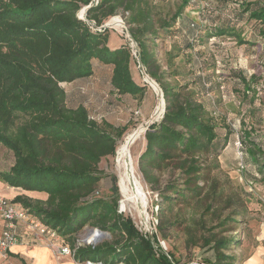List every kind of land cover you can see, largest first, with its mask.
Here are the masks:
<instances>
[{
    "label": "rangeland",
    "instance_id": "374dc122",
    "mask_svg": "<svg viewBox=\"0 0 264 264\" xmlns=\"http://www.w3.org/2000/svg\"><path fill=\"white\" fill-rule=\"evenodd\" d=\"M117 1L121 2L116 6L115 0H107L104 25L129 44L133 53L132 71L138 75L144 90L149 92L148 96L134 98L118 93L109 81L110 65L97 59L92 60V73L89 75L64 80H57L48 74L42 60L47 53L44 50L30 57L16 56L13 59L27 66L51 87L52 100L61 110L82 114L111 133L115 151L114 154L104 153L99 158L101 179L98 195L109 197L117 193L118 210L132 219L139 232L153 234L175 264H230L228 262L233 261L244 264L251 253L264 247V202L259 198L258 190L264 181L255 175L254 167L246 160L248 157L245 158V153L237 148L235 134H229L226 145L219 148L218 160L222 173H217L213 168L211 170L210 160L200 153L186 161L180 159V167H177L174 156L177 150L174 149H168L170 157L160 163L148 158L140 166L139 157L145 149L144 134L147 128L160 123L165 114L163 85L168 89L171 85L182 94L188 90L195 91V98L207 108L217 125V132L223 134L228 126L232 129V123L239 129L244 117L246 122L255 123L260 131L254 132L253 137L261 139L258 134H264V37H260V44L255 46L235 45L221 35L202 37L203 42L199 40L188 50L187 47L181 48L179 37L171 34L178 25V19L173 21V16L183 0ZM207 1L212 5L220 4V0ZM98 2L93 0L95 5ZM140 10L148 11L145 20L130 22L132 15ZM183 13L200 21L197 10L187 7ZM132 27L135 31L131 30ZM134 32L139 33L138 38ZM157 35L164 38L158 39ZM161 40L175 43V47L171 46L163 53L158 45ZM179 52L183 53L185 59L181 63L171 58V54L176 57ZM141 53L145 58L149 57L147 65L142 62ZM236 74H243L247 79L255 76L249 90L245 91L244 84ZM12 75L9 71L0 70V129L13 134L23 151L37 160L55 165L69 163L75 156L68 145L80 137L68 127H44L45 119L54 118L52 112L44 108H35L38 112L20 108L17 102H25L28 95L10 88ZM152 83L158 87L156 90L150 85ZM179 99L183 100L184 95ZM160 101L162 110L156 113ZM253 108L255 111L248 114ZM258 108L259 113L256 111ZM138 126L143 130L130 149L146 202L134 209L120 192L115 155L125 135ZM96 150L103 152L104 147L97 146ZM157 150L164 148L159 146ZM13 162V152L0 145V171L8 170ZM215 173L221 185L217 184L214 188L216 180L211 177ZM225 174L228 177L224 179ZM188 177L194 178L193 184L186 183ZM188 186L197 189L199 196L193 197V191H189L190 197L184 200L181 189ZM17 194L39 199L45 196L42 192L9 186L0 179V196L12 199ZM90 227L85 225L77 234V243H92ZM107 238L110 237L102 239ZM66 241L69 244L67 238ZM0 264H16V258L0 255Z\"/></svg>",
    "mask_w": 264,
    "mask_h": 264
},
{
    "label": "trees",
    "instance_id": "16d2710c",
    "mask_svg": "<svg viewBox=\"0 0 264 264\" xmlns=\"http://www.w3.org/2000/svg\"><path fill=\"white\" fill-rule=\"evenodd\" d=\"M193 1L195 3L183 0L172 19H178V25L171 34L179 37L181 47L190 50L202 37L216 35L232 40L235 45L260 44L259 38L264 37V0H220V4L213 5L207 0ZM118 2L121 1L115 0L116 6ZM108 3L107 0H99L97 5L93 0H0V70L13 74L10 86L13 91L28 95L25 102H17V105L36 112L39 111L35 109L37 107L52 112L54 118L45 119L44 127H68L80 137L68 145L75 157L69 163L55 165L44 163L24 152L13 134L0 129V145L7 147L14 155L10 168L0 171V179L9 186L45 194L43 199L17 194L12 200L27 207L51 226L62 242L73 250V257L80 263L89 260L102 264H175L153 234L139 232L132 219L118 210L117 193L109 197L98 195L101 179L99 158L104 153L114 154L115 151L111 133L82 114L61 110L52 100L51 87L27 66L13 59L16 56L30 57L44 50L47 53L42 60L46 70L57 80L89 75L92 73V60L97 59L110 65V81L118 93H141L142 86L137 85L132 77L133 57L129 44L123 41L119 47L111 49L107 45L109 29L93 30L85 20L78 18L79 11L89 5L86 19L101 25L106 19L104 6ZM187 7L198 11L200 21L183 13ZM147 14V10H140L132 15L130 22H142ZM132 29L135 31L134 27ZM133 34L139 37V33ZM157 38L164 37L157 35ZM140 44L144 46L141 41ZM168 44L175 47V43ZM144 56L141 53V60L147 65L149 57ZM174 57L171 54V58ZM236 75L244 84L245 91L249 90L255 76L247 79L243 74ZM163 88L166 111L162 121L150 125L144 134L146 144L139 157L140 166L148 158L156 163L164 162L170 157L168 149H174L177 150L173 154L178 162L177 167L182 165L180 159L186 161L200 153L210 160L211 170L213 168L217 173H222L218 151L226 145L229 134H235L234 138L240 142L245 158L248 157V164L254 167L255 175L264 181V134H258L261 139L253 137V133L259 131L255 123L246 122L242 117L239 129L232 123L233 128L228 126L222 134L217 132V125L205 105L195 98V91L188 90L182 94L171 85L169 89L165 85ZM181 95H184L183 100L179 99ZM258 109L256 111L259 113ZM251 111L255 109H250L248 114ZM100 145L104 147L103 152L96 150ZM159 146L164 150L158 151ZM217 173L211 177L216 180L214 188L217 184L221 185ZM227 177L225 174L224 179ZM193 179L188 177L186 183L193 184ZM181 190L184 200L190 197L189 191H193V197L199 196L197 189L190 186ZM85 225L107 231L110 238L101 239L96 244L78 245L77 234ZM20 262L27 264L22 258ZM228 263L235 264L234 261Z\"/></svg>",
    "mask_w": 264,
    "mask_h": 264
},
{
    "label": "built area",
    "instance_id": "2783aa9c",
    "mask_svg": "<svg viewBox=\"0 0 264 264\" xmlns=\"http://www.w3.org/2000/svg\"><path fill=\"white\" fill-rule=\"evenodd\" d=\"M79 11L78 18L85 20L91 29L96 31H102L107 28L106 25H96L93 20L86 19V8ZM82 12V13H81ZM95 25V27L93 26ZM131 49V48H130ZM132 52V51H131ZM133 56V53H132ZM237 148L240 149V142L237 141ZM23 227L24 231L29 233L33 238L43 241L45 244L54 247L58 252L64 254H72L71 250L65 245L61 237L56 231L49 225L43 222V220L31 212L27 207H24L19 202H15L12 199H8L0 196V255L6 257L10 247L19 242L21 236L18 232L19 227ZM94 236V234H93ZM80 245L79 243H77ZM82 264H102L101 262H92L87 260ZM124 264V263H118Z\"/></svg>",
    "mask_w": 264,
    "mask_h": 264
},
{
    "label": "crops",
    "instance_id": "0c3cea01",
    "mask_svg": "<svg viewBox=\"0 0 264 264\" xmlns=\"http://www.w3.org/2000/svg\"><path fill=\"white\" fill-rule=\"evenodd\" d=\"M122 42L123 41L118 36V34H116L113 31L108 32L107 45L111 49L119 47L122 44ZM158 45L160 46L159 47L160 51H162L163 53H165V50L167 48L169 47L171 48L170 44L168 45V43L166 42H160ZM182 54L181 52L177 53V56L174 57L175 62L181 63L182 61L185 60L183 57L184 55ZM131 72L135 83L137 85L142 86V92L136 93L135 95H132L130 93H120V94H129L134 98H143L144 95L148 96L149 92L147 90H144L145 87H143V84L138 81L137 78L138 75L132 71V67H131ZM110 77H111V71L109 75V81H110ZM258 190L260 193L259 198H261L262 202H264V184L262 186L259 185ZM43 198H45V196ZM18 232L21 236V239L19 240V242L13 244L10 247L8 253V257L16 258V264H21L20 258L24 259L27 262V264H82L79 261H76L72 254H64L58 252L56 248L45 244L43 241H39L38 239L33 238L29 233L24 231L23 227L20 226L18 228ZM244 264H264V247H260L259 250L251 253L250 256L244 261Z\"/></svg>",
    "mask_w": 264,
    "mask_h": 264
},
{
    "label": "bare ground",
    "instance_id": "6f19581e",
    "mask_svg": "<svg viewBox=\"0 0 264 264\" xmlns=\"http://www.w3.org/2000/svg\"><path fill=\"white\" fill-rule=\"evenodd\" d=\"M150 85L155 90L158 88H156L153 83ZM162 106V101H160L156 107V113L162 110ZM142 130L143 129L138 126V128L127 133L123 141L117 146L115 155V168L118 176L120 192L125 201L128 202L134 209L143 206L146 202L144 188L142 187L140 180L136 175L134 161L130 149L132 144L140 136Z\"/></svg>",
    "mask_w": 264,
    "mask_h": 264
},
{
    "label": "water",
    "instance_id": "95a60500",
    "mask_svg": "<svg viewBox=\"0 0 264 264\" xmlns=\"http://www.w3.org/2000/svg\"><path fill=\"white\" fill-rule=\"evenodd\" d=\"M89 231H92L94 236H93V244H96L98 241H100L104 237H110V234L107 231L101 230L96 227H90Z\"/></svg>",
    "mask_w": 264,
    "mask_h": 264
}]
</instances>
